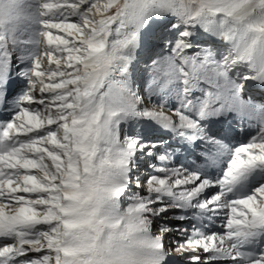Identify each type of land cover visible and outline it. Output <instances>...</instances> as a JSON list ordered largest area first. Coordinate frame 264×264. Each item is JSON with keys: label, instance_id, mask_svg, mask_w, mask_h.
Instances as JSON below:
<instances>
[{"label": "snow or ice", "instance_id": "obj_1", "mask_svg": "<svg viewBox=\"0 0 264 264\" xmlns=\"http://www.w3.org/2000/svg\"><path fill=\"white\" fill-rule=\"evenodd\" d=\"M177 257L264 264V0H0V264Z\"/></svg>", "mask_w": 264, "mask_h": 264}, {"label": "bare ground", "instance_id": "obj_2", "mask_svg": "<svg viewBox=\"0 0 264 264\" xmlns=\"http://www.w3.org/2000/svg\"><path fill=\"white\" fill-rule=\"evenodd\" d=\"M141 86L143 87V84H141ZM129 131L131 132V129H129ZM254 131V130H253ZM147 135L155 138V136L157 135L156 133H154L152 130H148L146 132ZM246 139V135L245 134H241V136L239 137V140L240 141H244ZM190 161H186V163H189ZM199 162V161H197ZM173 223H175V221H173ZM217 230H219V225H217ZM177 264H187V261L186 259L185 260H182L180 259L179 257H177Z\"/></svg>", "mask_w": 264, "mask_h": 264}]
</instances>
